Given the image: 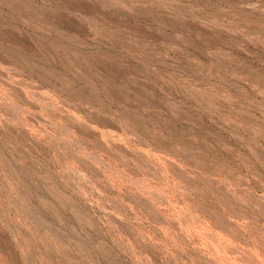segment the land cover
Here are the masks:
<instances>
[{
	"label": "rangeland",
	"instance_id": "rangeland-1",
	"mask_svg": "<svg viewBox=\"0 0 264 264\" xmlns=\"http://www.w3.org/2000/svg\"><path fill=\"white\" fill-rule=\"evenodd\" d=\"M0 264H264V0H0Z\"/></svg>",
	"mask_w": 264,
	"mask_h": 264
}]
</instances>
